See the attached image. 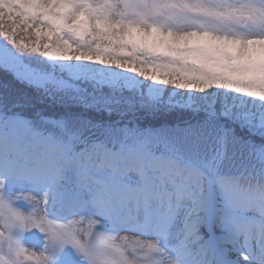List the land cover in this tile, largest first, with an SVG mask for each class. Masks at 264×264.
Listing matches in <instances>:
<instances>
[{
    "label": "snow or ice",
    "instance_id": "snow-or-ice-1",
    "mask_svg": "<svg viewBox=\"0 0 264 264\" xmlns=\"http://www.w3.org/2000/svg\"><path fill=\"white\" fill-rule=\"evenodd\" d=\"M0 48V264H264V0H0Z\"/></svg>",
    "mask_w": 264,
    "mask_h": 264
},
{
    "label": "trees",
    "instance_id": "trees-1",
    "mask_svg": "<svg viewBox=\"0 0 264 264\" xmlns=\"http://www.w3.org/2000/svg\"><path fill=\"white\" fill-rule=\"evenodd\" d=\"M22 64V63H21ZM24 65V64H22ZM25 66V65H24ZM26 67V66H25ZM12 91L14 93H16L17 95H20L22 92H23V86L21 85H18V84H10V85H3V84H0V92H3V93H7L9 91ZM28 93L29 95L31 96V102L32 103H36L38 107H42L43 105H40L38 103V100H39V93H36L32 90H28ZM21 98H26V97H23L21 96ZM48 103H55V101H48V100H45V104H48ZM191 114H183L181 116H177L175 114H173L172 116H169L167 117L166 119L169 121V122H174L175 120L177 119H186L188 117H190ZM202 117H199V116H195V117H191V119L193 121L197 120V119H201ZM150 123H160L159 120H152L151 118H146L144 120V124H150ZM237 133L238 135H246V133L244 132H241L239 129H237ZM209 151L207 148H204L202 151H201V154L202 155H205V154H208Z\"/></svg>",
    "mask_w": 264,
    "mask_h": 264
},
{
    "label": "rangeland",
    "instance_id": "rangeland-1",
    "mask_svg": "<svg viewBox=\"0 0 264 264\" xmlns=\"http://www.w3.org/2000/svg\"><path fill=\"white\" fill-rule=\"evenodd\" d=\"M0 56L4 57L18 73L28 76L32 79L40 78L39 74L31 72L27 67L22 65L19 61H17V59L7 51V49L0 48Z\"/></svg>",
    "mask_w": 264,
    "mask_h": 264
}]
</instances>
